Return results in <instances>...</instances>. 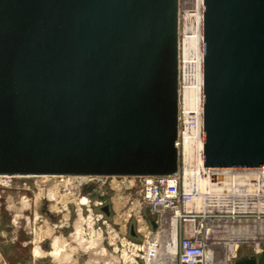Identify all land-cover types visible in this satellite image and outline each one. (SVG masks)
<instances>
[{
    "label": "water",
    "instance_id": "95a60500",
    "mask_svg": "<svg viewBox=\"0 0 264 264\" xmlns=\"http://www.w3.org/2000/svg\"><path fill=\"white\" fill-rule=\"evenodd\" d=\"M203 6V166L264 168V0ZM178 86L179 0H0V176L175 175Z\"/></svg>",
    "mask_w": 264,
    "mask_h": 264
},
{
    "label": "rangeland",
    "instance_id": "374dc122",
    "mask_svg": "<svg viewBox=\"0 0 264 264\" xmlns=\"http://www.w3.org/2000/svg\"><path fill=\"white\" fill-rule=\"evenodd\" d=\"M184 3L179 24L183 63L184 41L192 39L203 17L201 0ZM185 75L182 67L181 83H186ZM68 179L0 176V264H175L174 229L156 233L154 216L139 202L138 179H108L102 186H79L83 177ZM54 186L60 202L52 196ZM104 206L109 215L101 211ZM234 241L221 247L219 259V250L211 246L209 264H232L264 250V239Z\"/></svg>",
    "mask_w": 264,
    "mask_h": 264
},
{
    "label": "built area",
    "instance_id": "2783aa9c",
    "mask_svg": "<svg viewBox=\"0 0 264 264\" xmlns=\"http://www.w3.org/2000/svg\"><path fill=\"white\" fill-rule=\"evenodd\" d=\"M182 87L179 79L178 125L175 143L178 151V172L175 175L144 177L84 176L82 183L79 181L78 184L79 186L89 184L102 186L108 179H138L140 183L139 202L142 206L147 207L154 216L155 230L165 227L169 223L174 224L175 264H206L207 251L211 246V241H215L213 239L222 238V234L233 227L245 223L248 226L249 221L258 218L264 219V213L260 215L251 211L230 213L197 208L195 204L200 197V193L195 187L188 186L185 181L184 170L188 156L187 148L194 147L196 167L200 169L202 178L211 177V179H216L227 172L232 174H254L252 176H255V179L253 178L252 184H254V188H257L258 183L264 178V168H205L203 166V102L196 113L188 111L181 94ZM207 202L208 208L212 205V202L209 199H207Z\"/></svg>",
    "mask_w": 264,
    "mask_h": 264
},
{
    "label": "bare ground",
    "instance_id": "6f19581e",
    "mask_svg": "<svg viewBox=\"0 0 264 264\" xmlns=\"http://www.w3.org/2000/svg\"><path fill=\"white\" fill-rule=\"evenodd\" d=\"M184 2H186V0H179V24L182 20L181 19L182 13L185 14L186 12ZM201 4L204 12L203 0H201ZM187 20L188 23L191 24V20L189 19V16ZM198 26H199L198 31L197 29H194L192 31L193 32L192 39L187 38L184 41V46H185L184 48L186 54V61L184 63L182 62V59L184 58V54L182 53L183 39L181 38V32L179 39V62H180L179 66H180L181 74H182V67H184L186 70V75H185L186 83H184V81L181 83V85L183 86L182 87L183 89L181 90V94L184 100V104L188 107V111H193L195 113L203 102L204 64H203V29H202L203 17L202 16L199 19ZM179 31H181L180 28ZM187 149H188V156H187L186 167L184 170L185 181L188 186L195 187L200 193V197L195 204L197 208L201 210L209 209L217 212H230V213L235 211H243V212L251 211L258 213L259 215L261 213H264V192H262L264 191V178L262 181H260V183H258V187H257L258 189L254 188V184H252L253 178L255 179V176H252L254 174H247V173L232 174L231 172H227L223 175L218 176L216 179L215 178L211 179V177L202 178L200 169L196 167V154L194 147L191 146L190 148ZM39 177L42 179L66 178L67 180H69L68 178H75L71 176H59V177L39 176ZM60 181H62V179ZM64 185L66 186L67 183ZM71 188H74V186L71 185ZM58 190H59L58 186H54V189L52 191V196L55 198L56 201L60 202L62 201L61 200L62 196L60 195ZM207 199L211 200L212 202V205L209 206L208 208L206 205L208 203ZM81 203L83 206L85 205L87 206V199L82 198ZM161 229L170 232L172 229H174V224L173 223L166 224L165 227L156 230V233H158L159 230ZM245 238L264 239V219L258 218L254 221H249L248 226L245 223L238 227H233L230 230H226L222 234V238L213 239L215 241L214 242L211 241V246H214L216 249L219 250L218 253L216 254V256L218 255L217 259H219V252L221 247L225 245H229L226 244L227 241L236 240L234 241L236 242L234 244H240L243 243L242 240ZM211 246L207 251L206 264H209L208 255Z\"/></svg>",
    "mask_w": 264,
    "mask_h": 264
},
{
    "label": "flooded vegetation",
    "instance_id": "af4514ba",
    "mask_svg": "<svg viewBox=\"0 0 264 264\" xmlns=\"http://www.w3.org/2000/svg\"><path fill=\"white\" fill-rule=\"evenodd\" d=\"M104 207H108V206H104ZM104 207L101 208V211L105 214V212L103 211V208H104ZM108 210H109V207H108ZM105 215H106V214H105ZM129 233H130L131 236H135V234H134V230H133V229H130V232H129Z\"/></svg>",
    "mask_w": 264,
    "mask_h": 264
}]
</instances>
